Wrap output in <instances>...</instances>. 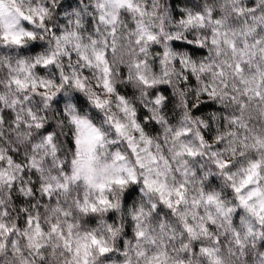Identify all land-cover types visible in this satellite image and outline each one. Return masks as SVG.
I'll list each match as a JSON object with an SVG mask.
<instances>
[{
    "label": "clouds",
    "instance_id": "9594fccd",
    "mask_svg": "<svg viewBox=\"0 0 264 264\" xmlns=\"http://www.w3.org/2000/svg\"><path fill=\"white\" fill-rule=\"evenodd\" d=\"M0 264H264V0H0Z\"/></svg>",
    "mask_w": 264,
    "mask_h": 264
}]
</instances>
